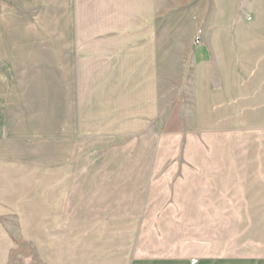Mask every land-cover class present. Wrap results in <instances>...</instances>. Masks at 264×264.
I'll return each mask as SVG.
<instances>
[{
	"label": "crops",
	"instance_id": "1",
	"mask_svg": "<svg viewBox=\"0 0 264 264\" xmlns=\"http://www.w3.org/2000/svg\"><path fill=\"white\" fill-rule=\"evenodd\" d=\"M240 3L0 0V264H264V25Z\"/></svg>",
	"mask_w": 264,
	"mask_h": 264
},
{
	"label": "rangeland",
	"instance_id": "2",
	"mask_svg": "<svg viewBox=\"0 0 264 264\" xmlns=\"http://www.w3.org/2000/svg\"><path fill=\"white\" fill-rule=\"evenodd\" d=\"M240 4L242 8L244 9V12L240 15H249L251 16L252 20L255 22L261 23L264 25V0H240ZM247 11V12H246ZM175 131V126L169 125V133ZM192 142L191 141H169L168 142V149H175V148H191L192 147ZM181 161L183 163H187V161H190L189 157H180ZM169 163H172L169 162ZM14 224L15 221L9 219L8 220V225H10V228L14 230ZM24 255L25 259H30V254L29 253H16L14 252L11 254L10 260L12 262H16L18 260L21 261V257L19 256Z\"/></svg>",
	"mask_w": 264,
	"mask_h": 264
},
{
	"label": "built area",
	"instance_id": "3",
	"mask_svg": "<svg viewBox=\"0 0 264 264\" xmlns=\"http://www.w3.org/2000/svg\"><path fill=\"white\" fill-rule=\"evenodd\" d=\"M201 37H202V31L201 30H197L194 38H193V45L194 46H199L201 43ZM192 263H194V261H192Z\"/></svg>",
	"mask_w": 264,
	"mask_h": 264
}]
</instances>
